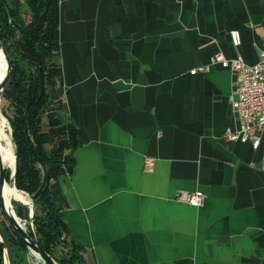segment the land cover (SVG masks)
<instances>
[{
	"label": "crops",
	"instance_id": "obj_1",
	"mask_svg": "<svg viewBox=\"0 0 264 264\" xmlns=\"http://www.w3.org/2000/svg\"><path fill=\"white\" fill-rule=\"evenodd\" d=\"M262 36L264 0H59L78 142L62 216L86 264H264V131L257 149L224 139L240 78L190 73L217 55L256 63Z\"/></svg>",
	"mask_w": 264,
	"mask_h": 264
},
{
	"label": "trees",
	"instance_id": "obj_2",
	"mask_svg": "<svg viewBox=\"0 0 264 264\" xmlns=\"http://www.w3.org/2000/svg\"><path fill=\"white\" fill-rule=\"evenodd\" d=\"M58 3L59 0H0V43L12 63L1 95L8 104L9 113L4 115L17 155L15 186L34 204L33 228L42 249L58 264H86L83 249L70 238L62 216L66 200L60 177L71 172L78 142L77 130L66 119L63 104ZM13 162L5 166L7 181ZM13 207L21 221L29 219L26 202H13ZM0 223L12 248L27 249L11 227Z\"/></svg>",
	"mask_w": 264,
	"mask_h": 264
},
{
	"label": "built area",
	"instance_id": "obj_3",
	"mask_svg": "<svg viewBox=\"0 0 264 264\" xmlns=\"http://www.w3.org/2000/svg\"><path fill=\"white\" fill-rule=\"evenodd\" d=\"M234 47L241 44L238 31L230 34ZM219 64L235 73L239 78V84L235 88L238 99L234 107L238 113V129H227L223 133L224 139L231 142L250 143L254 149L260 144V133L264 131V36H262V49L259 59L254 64H246L240 56L225 59L220 55L214 56L208 66H199L191 70V74L205 72L212 65ZM146 168L153 166V159L146 158ZM179 201L193 207H199L203 203V196L198 193L181 192L177 195Z\"/></svg>",
	"mask_w": 264,
	"mask_h": 264
},
{
	"label": "water",
	"instance_id": "obj_4",
	"mask_svg": "<svg viewBox=\"0 0 264 264\" xmlns=\"http://www.w3.org/2000/svg\"><path fill=\"white\" fill-rule=\"evenodd\" d=\"M0 51L3 53L5 62H6V70L3 76L0 79V93L3 91L5 84L7 83L9 76L11 74L12 70V63L11 60L9 59L8 55L6 54L3 45L0 43ZM43 93V78L40 73L39 76V96H41ZM15 158V163H14V170L13 173L10 175L9 178V183L15 186V174L17 170V155L15 153L14 155ZM7 168L2 165V162L0 160V213L2 214L3 217L6 218L9 226L11 229L15 232V234L20 238V240L25 244L29 254L31 252L35 253L38 255V257L41 260L42 264H58L47 252H45L36 235L34 232L33 228V219H34V214H35V209H34V204L31 202L30 204V210H29V224L27 227V230H25L19 221H17V217L14 214V210L12 209V214H9L7 211V208L5 207V200L3 198V185L6 181L5 176H4V171ZM48 184V178L46 179V185ZM17 189V188H16ZM0 242L3 246V251H4V256L6 259L7 264H16L15 257L13 254V248L12 245L9 241L7 232L5 231V228L3 225L0 223Z\"/></svg>",
	"mask_w": 264,
	"mask_h": 264
},
{
	"label": "bare ground",
	"instance_id": "obj_5",
	"mask_svg": "<svg viewBox=\"0 0 264 264\" xmlns=\"http://www.w3.org/2000/svg\"><path fill=\"white\" fill-rule=\"evenodd\" d=\"M5 70H6V62H5L3 53L0 51V79L3 76V74L5 73ZM0 149L2 151V156H1L0 160H1L3 166H6V165H8L14 161L13 164L9 167V172L11 175L13 173V170H14L15 148H14V143H13L12 138H11V130H10V128H8V130H7V120L4 117V115L1 113V111H0ZM2 192H3V198L5 200V207L7 208V211L9 214H12V209H13V206L11 204L12 200L18 201V200H20L21 197L27 201V203H28L27 205H28V208L30 210L31 201L28 197V194H26L20 190H17L13 186H9L6 183H4V185H3V191ZM14 214H15V212H14ZM15 216H16V214H15ZM17 221H19L21 226L25 230H27V227L29 224L28 221H27V227H26L25 223L23 224L18 217H17ZM30 254H32L34 256L33 259L36 262V264H42L41 260L37 254H35L33 252H31Z\"/></svg>",
	"mask_w": 264,
	"mask_h": 264
},
{
	"label": "rangeland",
	"instance_id": "obj_6",
	"mask_svg": "<svg viewBox=\"0 0 264 264\" xmlns=\"http://www.w3.org/2000/svg\"><path fill=\"white\" fill-rule=\"evenodd\" d=\"M1 94H2V92L0 93V111L4 115L6 113H9V110H8V104L5 101V99L2 97ZM4 117H5V115H4ZM7 123H8V119H7ZM8 128H9V126H8ZM1 156H2V151L0 149V158H1ZM6 182L9 184V180L8 181L6 180ZM29 199L32 202V200H31L30 197H29ZM13 202H17L19 204L20 203H24V202L27 203V201L24 198H22V197L18 201L12 200V202H11L12 206H13ZM13 209H14V207H13ZM27 221L29 222V219ZM27 221L25 220V221H21V222L23 224L25 223V225L27 227ZM0 222H2L6 227H10L5 217L1 216L0 217ZM13 252H14L13 254L15 255L16 264H36V262L33 259V255L32 254H29V252H28L27 249H22L19 246H15L13 248ZM3 264H7L6 259H5V256H4V251H3Z\"/></svg>",
	"mask_w": 264,
	"mask_h": 264
}]
</instances>
